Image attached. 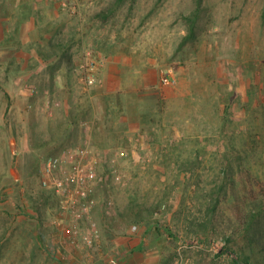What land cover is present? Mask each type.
Listing matches in <instances>:
<instances>
[{
	"label": "rangeland",
	"instance_id": "1",
	"mask_svg": "<svg viewBox=\"0 0 264 264\" xmlns=\"http://www.w3.org/2000/svg\"><path fill=\"white\" fill-rule=\"evenodd\" d=\"M58 2V22H70L69 29L61 46L44 48L32 41L19 47L25 20L13 7L19 2L0 0V264H54L56 250L68 260L67 244L80 253L75 264H119L125 258L119 243L150 223L160 227L151 234L167 241L142 264H235L236 253L251 247L244 236L227 241L237 227L230 219L233 180L242 189L238 174L249 169L264 181V0H70L76 11ZM198 6L196 35L181 46L187 16ZM91 49L145 63L158 85L137 95L136 76L128 73L129 91L119 100L92 97L75 68ZM61 58L77 96L90 111H102L101 118L87 111L101 159L93 218L102 239L93 246L66 239L55 222L58 195L41 181L43 161L66 147L54 143L61 127L47 110L58 97ZM167 74L176 81L164 83ZM120 117L127 122L115 131L101 128V121ZM110 136L117 143H106ZM255 231L253 259L264 264V217ZM148 237L141 239L144 249Z\"/></svg>",
	"mask_w": 264,
	"mask_h": 264
},
{
	"label": "crops",
	"instance_id": "2",
	"mask_svg": "<svg viewBox=\"0 0 264 264\" xmlns=\"http://www.w3.org/2000/svg\"><path fill=\"white\" fill-rule=\"evenodd\" d=\"M15 1L19 3L13 4V7H16L18 11L24 15L25 19L21 22V30H18L21 35V42L23 43L19 47H26V43L30 41L34 43L39 42L44 48L48 46L59 47L64 43L62 36L67 35V30L69 29L67 26L70 22H58L59 15L62 12L58 0ZM14 23L15 21L11 20L10 26H14ZM63 23H65L66 25ZM31 32H33L34 35L38 33V35L35 38H30L29 33ZM70 32L73 33V31ZM42 59L44 60L43 57ZM80 62V60L76 61L75 68L78 76L82 77L81 72L78 69ZM57 65L58 67L56 68V77L57 85L59 87L57 93L58 97L56 99H49V101L51 102L56 100L61 103L60 106H53L54 112L51 115L52 118L60 123L61 127V131H59V134L56 137L54 143L56 145H66V147H64L63 149L70 146H77L81 144L83 145L86 142H90L91 144L95 145V122L88 120L87 117H89L88 113L92 112L95 117L99 116L101 118L102 111L101 109L99 110L98 106L93 105L94 108L91 111L88 106L86 107L83 99L77 96V91L71 84L72 81H70V79L73 74L71 68L65 69V67H63L64 63L62 58L58 60ZM128 73H133L131 75L136 76L134 88H132L131 91H133L137 95H141L143 94L142 92L146 89H150L151 87H155L158 85L156 73L150 66L142 62L134 63L127 55H109L107 56L105 64L101 69L97 84L93 86L92 97H95L97 99L106 98L108 101L119 100L120 97H123L126 92L129 91V89H127V84H129V79L127 77ZM87 95L90 94H86V96ZM88 110L90 112H87ZM105 116H107V113L105 114ZM126 120V118L120 117L116 122H109L108 124H105L104 121H101V128L106 126L109 130L115 131L119 127V123L125 124V122H127ZM85 121L89 123V126L83 125V122ZM97 128L100 129V127ZM77 132H79L78 136ZM77 139L80 140L79 143L75 145L71 144L72 142L74 143L75 141H77ZM117 141L115 138L110 136L106 143H117ZM63 149L56 152V154L60 153ZM149 227L150 225L148 226V228L146 226L141 227L140 229L138 228V231L135 230L136 232H133L134 236H132V232L130 231L129 241L127 240L126 243H119L118 247H120L121 253L123 252L125 254V258L123 259V261H120L119 264H142L143 257H145V261H153V258L155 256L158 257L160 253L163 252L162 244L167 241L166 238H164L163 234H159L157 231H153L151 234V227ZM57 235L58 233L53 234V237L54 241L58 242ZM147 236H149L148 248L144 249L141 239L142 237L147 238ZM63 239L66 240L64 237ZM121 241H125V239ZM67 248L70 251L66 254L69 257L68 260L60 259L59 256H62L60 250L51 252V255L57 261L54 264H75V262H73V259L75 260V257L80 261L79 257H77V255L80 254L79 251L73 252L72 248L68 244ZM143 250H146V253L143 252ZM144 253L146 254V256L144 255ZM113 262L115 263V261L105 260V262L103 261L102 264H114ZM93 263L101 264V260L94 261Z\"/></svg>",
	"mask_w": 264,
	"mask_h": 264
},
{
	"label": "built area",
	"instance_id": "3",
	"mask_svg": "<svg viewBox=\"0 0 264 264\" xmlns=\"http://www.w3.org/2000/svg\"><path fill=\"white\" fill-rule=\"evenodd\" d=\"M59 1L64 8L76 11L71 6L70 0ZM95 53V50H88L85 60L80 62L78 67L87 88L97 84L101 69L107 59V56ZM162 81L172 83L176 79L167 74L163 76ZM60 105L59 101L48 100L49 115L54 112L53 106ZM83 125L89 126V123L85 121ZM124 153L122 151L121 154ZM100 161L97 149L90 142L67 147L43 161L42 185L54 190L58 195L61 216L55 222L60 229L67 231L65 237L71 244L78 245L82 242L93 246L102 239L101 228L93 218L94 210L99 203L96 188ZM105 202L109 207L115 205L112 197L106 198ZM83 223L88 225L86 230L81 227Z\"/></svg>",
	"mask_w": 264,
	"mask_h": 264
},
{
	"label": "trees",
	"instance_id": "4",
	"mask_svg": "<svg viewBox=\"0 0 264 264\" xmlns=\"http://www.w3.org/2000/svg\"><path fill=\"white\" fill-rule=\"evenodd\" d=\"M199 9L200 7L198 6L192 14L187 16V19L189 20V29L188 33L184 36L180 43L181 46H184L196 35L195 27L199 15ZM237 182L241 183L242 189L240 187L238 189L235 185L236 182L233 180V217H230L233 224H235L237 227L235 229L232 227V232L228 235L227 241L231 242L233 238L244 236L246 239H248L247 245L249 248L251 247V252L248 253L244 250L239 253L237 252V257L234 258L233 262L235 264H263L262 262L253 259L254 240L251 235H253V232H256L255 230H258V226L261 224L264 217V181L259 176L255 175L251 170L243 169L238 174ZM223 188V184H221L219 189ZM215 193L220 194L221 192L217 191ZM216 212L217 208L215 204H213V206L210 208L208 217V220H210L212 224H214V222L218 219V214ZM142 220L145 221L144 217H142ZM149 225L150 227L155 225L157 229H160V227H158V225L155 223H150ZM136 228L137 225L134 224L132 229L135 230ZM159 229L158 231H160ZM170 234L171 236L175 237L172 230H170ZM232 252L235 253L234 250Z\"/></svg>",
	"mask_w": 264,
	"mask_h": 264
}]
</instances>
